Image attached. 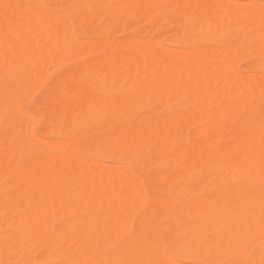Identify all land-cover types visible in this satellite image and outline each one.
<instances>
[{
    "label": "bare ground",
    "instance_id": "obj_1",
    "mask_svg": "<svg viewBox=\"0 0 264 264\" xmlns=\"http://www.w3.org/2000/svg\"><path fill=\"white\" fill-rule=\"evenodd\" d=\"M38 1L39 5L37 4V7L29 5V8H32L31 11L25 10L27 5L25 6V4H23L25 6V8H23L24 6L21 7L22 3L18 5L14 2V5L11 4V6L9 5V7L7 6V8L0 11V64H7L9 67H17V69L19 68L20 70L19 73L22 71L20 77L17 79L16 75L14 78L8 79L2 75L3 72L0 74V91H4L3 93L8 95L6 101L2 97L4 101H0V140L2 141V143L0 142L2 144L0 146V181L1 179H6L7 181L5 183L8 184L7 186H9L10 189H8V192L6 189L4 190L6 192H0V209L4 207L8 209L19 208L21 211V213H19L20 216H17H19L18 220L23 227L20 230L18 238L23 240L26 245L22 247L20 252H18L20 248L16 251L25 254L29 252L31 246H33V248L35 247V249L39 247L42 250H39V256L42 252L45 257L44 261L48 260L52 262L54 259L60 260L58 263L56 261L55 264H175L176 261L174 259L183 256L185 252L183 245L189 244L188 247H190L192 244H197L198 247L196 245L195 250L193 249V253H190L193 254L192 257L194 259L205 260L211 263H224L233 257L235 258L234 264H243V258L238 254H241L243 248L246 247V243L256 239L258 240L261 236L262 238L264 236V134L259 127V121L253 116L255 113H264V79L257 80V78H255L253 83L251 81L249 83V80H244V82H241L242 79L237 80V77L232 76L233 70L230 69L233 67V64L231 65V63H233V58H231V55L229 56L227 52H223L224 50L222 49L193 48V50H189V52H181L180 48L177 47L173 49L175 51L171 50L172 52L165 51V53H163L155 44L150 45L153 42L152 40V42H148L149 45H144L143 43L142 45H132L129 47L114 44L115 42L105 41L101 45L95 47V50L99 53L98 57L94 59L93 62L91 61V63L89 62L86 64L87 62L81 61L85 64L81 65L79 63V65H75L74 69L72 68L73 70H71L69 82H62L57 86L56 93H58L57 95L59 98L56 99L55 103L61 105L62 111L60 112L58 110L59 112L56 113L49 112L50 118L48 119L49 121L52 120L55 126H53L54 128H52L51 133L61 134V127L63 125H65L68 131L64 134L62 142H58L59 144L57 143V145L53 144V146L49 148L45 147L48 148L47 151H49V155L40 156L34 152V148L31 149V143L27 144V140L29 141L33 137L35 140L37 138L31 136L32 134H29L30 132L28 130V132H26V128L23 127V124L21 127V121H19L21 122L20 125L19 122H17L19 119L21 120V116L24 113L21 116L15 115V111L19 112V109L22 112L20 107L17 106L16 108L15 103L19 102L22 104L24 102H20L22 98L19 100L18 97L22 96L24 93L26 94V89H30L27 93L31 92V94H33V87H31V90L30 85L33 86L35 82L34 79L40 77L42 66H40V69L39 63L42 62L40 64L43 65L45 60L43 58L44 56L51 55L54 59L56 57V59L58 58L65 64L66 57L68 59L70 53L75 55L74 53H78L79 49L76 47L78 44L75 46L76 37H73L72 32L67 29L68 27L71 28V25L68 21L63 19L64 16L56 13L54 16V18L57 17L56 20L53 22V19L49 18L51 22L48 21V23V17L45 16L48 14L49 10L47 8L45 9V0ZM110 1L111 0H94L93 5L96 7L94 12L99 9L102 10L110 7V5H112ZM165 1L167 0H119L117 4H115L116 2L113 4V10L120 14L125 13L129 15L144 13V15L149 17L150 15H155L160 7L164 10L165 8L161 5L163 3L165 4ZM217 1L171 0V2L176 5L174 8H177L175 11L178 12L179 16L185 15L190 6L191 8L194 6L196 11L198 9L200 14L197 11L195 13L193 12L192 16L197 13L198 16L194 17L200 19L205 18L207 20H203L207 22L211 21L210 24L212 27L210 25L206 26V28L208 27V29H206L207 31L210 29L211 31L212 29L215 31L217 28L220 30L219 27L223 23H225L226 27L227 24L229 27L232 23V26H230L231 28L227 27L226 29H232L234 27L233 24L240 23L238 26H243L242 29L244 32L243 35L240 36L247 38L249 42L248 50L251 51V53L259 50L264 51V11L262 12V9L257 7L256 4L258 3L253 1H250V4L249 2L238 3V5L240 4L241 6L240 8V6L234 5L235 1L233 0H230L229 3L228 0H225L227 1L226 4H224V0H219L221 2ZM50 2L48 3L51 4ZM79 2L81 1L79 0ZM168 2L170 5V1ZM66 3L68 4V1ZM72 3L75 4V2ZM57 4H59V2ZM166 4L164 6H166ZM246 4L251 6H246ZM68 5L69 7L71 6V4ZM169 5L167 4V7ZM69 7L67 6V8ZM72 7L73 6L70 8ZM45 11H47V13H45ZM76 13L80 14V11ZM198 18L196 19L198 20ZM76 19L78 18H75V20ZM189 19L193 20L194 18ZM72 20V22H75L74 19ZM84 21L86 23L85 19ZM190 21H188V23ZM64 22H66V24H64ZM47 23L49 24L48 26ZM50 23L53 25L52 27ZM178 23L180 24V21ZM237 24L235 26H237ZM192 26L189 25L188 28ZM257 26H259V29ZM44 27H49V29H47L49 31L45 32ZM196 27L198 26L196 25ZM211 31L208 32L210 34L214 32ZM227 31L229 32V30ZM219 32L220 31H218V33ZM238 32L239 31H237V35ZM213 34L215 35L216 33L214 32ZM238 38L240 37L238 36L237 39H235L238 40ZM240 39L239 41L241 42L243 39ZM186 45L189 44L186 43ZM169 49L170 48L167 50ZM177 49L179 52H176ZM115 53L125 56L126 60L120 61ZM237 55L239 56V53H237ZM73 57L74 56H72V58ZM80 57L81 56L77 55V58ZM251 57L253 56L251 55ZM201 62L207 63L201 64ZM8 66L6 68H8ZM10 70H12V68ZM19 73L17 72L16 74ZM89 73H96L99 75L102 82H111L112 84L113 81L114 83L118 81V83H121L120 85L123 86L125 83L128 84L127 81L129 80L131 81L130 85H132V83L135 85L132 86L133 89L130 90L127 95H122L121 92L118 94L117 92V95L112 98H104L105 100H102L100 99L102 97H100L98 99L95 98L96 96H90L91 93L89 94V92L85 90L86 88L83 89L81 87L83 85L80 86L83 77ZM91 76L93 77V75ZM38 79L39 78L36 80ZM123 81L124 84H122ZM111 84L110 88L112 86ZM85 86L86 85H84V87ZM125 86L127 85L125 84ZM184 93L189 95H187L188 98L185 97L187 99H183V103L188 107L186 110L176 109L177 111L171 116L166 117L167 119L164 123L161 122V124L151 121H148L149 123L144 127L140 125V127H138L137 124H134L135 119L132 120V118L138 112V107H140L139 105L142 100L144 102L146 98L148 99L143 105L148 103L150 98H154V101H158L159 99L156 98L161 97L160 100H162V96L167 98L166 95L171 97L175 96V99L178 100L177 98ZM26 95L30 96L29 94ZM66 96H71L74 101L72 103L69 101V103L67 102L68 104L64 103L62 97ZM24 97L26 98V96ZM24 97L23 100H25ZM171 97H168V99H171ZM225 98L227 100H225ZM173 99L172 101H174ZM51 100L54 101L55 99L53 98ZM152 100L153 99L150 101ZM163 100L164 105L165 102L169 104L168 102L170 100L167 101L165 98ZM77 103L82 105L84 112L91 114L96 111V108H101L104 111L112 110L108 116L106 115V117L98 121L102 127L103 125H107L108 128L110 126L111 130L108 133L105 132V135L97 139L92 138L86 140L85 136L88 135L76 128L73 123L75 110H77V108L74 109V105H78ZM171 103L170 101V107ZM213 103H215L214 106L216 105V107H208V105H212ZM51 107L53 106H50V110ZM47 109L45 111H47ZM142 111L144 114V110ZM142 111L140 114H142ZM229 111L233 112L232 118L236 112V115H238L237 118L233 120L225 119L227 115L231 114L229 113L224 116ZM237 112H244V115H242L243 118H238L240 116ZM247 112H249L251 116L245 115ZM96 113L98 114V111H96ZM150 115L152 116V114ZM201 117H204L205 121H208L207 126H205L207 131L206 135L193 141L187 140L188 137L187 139L184 138L185 136L180 132L181 126H183L182 124L191 123L196 119L199 120ZM83 118L85 117H82V120ZM85 119L84 121L87 122ZM14 121L17 123H14ZM152 121L156 122V120ZM221 123L227 124L226 129L237 139L232 141L234 138H228L231 142L225 141L227 143L218 146L216 144V137ZM82 129L83 128H81V130ZM229 132L227 133L229 134ZM26 134L30 136L28 135L29 137H26ZM90 134L92 135V133ZM231 134L229 135L231 136ZM96 135L97 133L95 136ZM39 140H41V138H39ZM29 142H31V140ZM37 142L39 141L37 140ZM41 142L43 141L41 140L40 143ZM33 145L35 146V144ZM91 146L109 155H117L120 159L118 161H121L123 165L118 167L110 163V165L115 167H107V163L101 162L103 163H100L101 165L106 164V166L100 167V164L98 165L99 162L96 163V161L92 159L89 161V158L87 157L88 159H86L85 155L82 154L84 157L80 156L79 154L81 153H79L78 156L71 153L73 149L79 148L87 150ZM40 149L44 150V148ZM63 150L67 152L62 153ZM98 154L100 155L99 152L97 155ZM138 154L147 155L150 158L154 156L157 157L158 155L162 156V158L166 156L173 164L181 166L182 171L179 174H182V176H180L182 179L189 178V175L194 172L199 174L200 177L197 178L198 180L192 182H190V180L188 182L186 179L184 180L187 182L186 189L189 197L194 193L193 191H195V187L198 183L201 180L207 179L213 167H217V169L220 167L222 170H232V172H235L233 174H237V177L240 175L241 180L235 187L227 188L225 186V188H221L219 185L213 184L208 187V195L206 197L201 200L186 199L187 201L185 200V203L181 204L180 202V206H176L168 200H153L146 202L144 201L145 197L139 194L140 188L142 187L140 180H136L137 176L135 178L131 172V174L129 172L128 174L125 167L127 166L126 163L133 155L138 156ZM141 155H139V157ZM139 157L138 159L140 161ZM145 159L147 160L146 157ZM146 160L142 162L150 164L154 158L151 159L150 163ZM91 161H94L99 167L93 165ZM90 162L93 166L90 165ZM144 167H146V165L143 166V168ZM218 171L221 172V169H218ZM147 173H149V171H147ZM228 173L230 172L228 171ZM179 174L176 176L179 177ZM217 175L219 176V174ZM152 176L154 175L151 174V176H148L145 179L148 180L146 182H153L154 178ZM167 176L169 177V175ZM166 178L165 175V179ZM146 182H144V184H146ZM181 183L183 182L181 181ZM183 184L185 185V183ZM151 186H154V184ZM156 186L159 185L157 184ZM173 186H170V192L171 189H176V186ZM136 208H142L144 211L143 214H141L139 226L136 231L130 232L129 229V233L126 234L125 231L129 224H127L128 216L131 217V211ZM78 210H81L80 212L85 210V215H82V217H85L80 219L79 217L77 219L75 218L76 221H71L69 217L70 222H67L68 224L66 223V226L69 225V229H64L67 233H62L64 234L63 236L49 234L50 230L48 231L49 233L47 232L49 221L54 215L63 214L64 212H79ZM8 211L9 210H7V212ZM7 212L5 213L7 214ZM2 213H4V211ZM74 213L75 212H73V215ZM129 213L130 215H128ZM176 213L180 214L179 216L183 219L182 221L186 223L191 213L200 215V220H193L186 226L188 231L182 232L181 241H179V239L178 241H172L169 236L162 234L161 227L163 225L158 222L161 216L174 214L175 217ZM130 219L131 218H129V220ZM170 222L171 221H169V224ZM186 223L180 225L182 230L185 229ZM164 226H166V224ZM174 227L175 226L170 225V228ZM212 228H217L219 232L210 236L205 235L204 232ZM10 237L11 236H9V238ZM62 242L67 243L69 247L67 246L66 248L65 246L64 248H60L59 244L61 243L62 245ZM117 242H119V244L116 245ZM161 244H167L169 246L167 253L160 250ZM7 252L8 251L4 247L0 246V264H2V262L8 264H29L25 260L17 261V258L10 257ZM29 253L31 254V252ZM256 259H253L254 261H251V264H263L264 261Z\"/></svg>",
    "mask_w": 264,
    "mask_h": 264
},
{
    "label": "rangeland",
    "instance_id": "obj_2",
    "mask_svg": "<svg viewBox=\"0 0 264 264\" xmlns=\"http://www.w3.org/2000/svg\"><path fill=\"white\" fill-rule=\"evenodd\" d=\"M67 1H68V4H71V6H73L72 8H70L71 6L69 7V5L66 3ZM80 1L81 2H79V0L78 1L77 0H74V1L73 0H62V1L61 0H56V1L55 0H45V4H44L45 9L47 8L49 10L48 11V14H46V16H45V17H48L47 22L48 21L51 22L50 19H53V22H54L56 20V18H57V17L54 18V16H55L56 13L62 14L64 16L63 19H65L66 21H68L69 24L71 25V28H69L67 26L68 27L67 29H69L70 32H72L73 37H76L75 38L76 39L75 46L78 44V46H76V47H78V49H79L78 50V53L79 54L73 52L75 55H72V53H70V57L71 58L68 57V59H67V57H66L65 64H64V62L62 63V61L59 60L58 58H57L58 59L57 60L56 57L54 59L53 56L51 57V55L44 56L43 58L45 60L43 62V65L40 64L42 62L39 63V68H40V66H42V71H40V73H41L40 74V77H37V78H39L38 80H36L37 78L34 79L35 82L34 81H33L34 83L32 82L33 83V86L30 85V88L33 87V91H32L33 94H31V92L30 93H27L30 89H26L27 90V91L25 90L26 91V94H29L30 96H27L24 93L25 95L23 94L22 96L18 97L19 100L22 98L21 99L22 101H20V102H23V101L24 102L22 104H20L19 102L18 103L17 102L15 103L16 108L18 106L22 110V112H21L20 109L18 108L19 109V112H16L15 111V115L16 116H21L24 113L21 116V120L19 119L17 121V119H16V121L17 122L21 121L22 123L19 122V125L21 123V127H22V124H23V127L26 128L25 129L26 132L29 131L30 132L29 134H32L31 136H35L37 138L36 140L34 139V137L31 138L30 139L31 142H29L30 140L29 141L27 140V144L28 143H31L32 147L29 144L30 147H31V149L34 148V152H36L40 156H47V155H49V151H47L48 148L50 146H53V144L54 145H57L58 142H60V141L62 142L63 139H64V137H63L64 134H66V132L68 131L67 128L65 127V125H63L61 127V130H62L61 131L62 132L61 134L51 133L52 128H54L55 126H54V123H53V121L51 119L50 120L52 122L49 121V119H48V118H50L49 117L50 116L49 114L51 112L52 113H56V112H59V111L61 112L62 111L61 110L62 109L61 105H58L57 103H55L56 102V99L59 98L58 95H57L58 93H56L57 86L59 84H61L62 82H65V83H68L69 82L70 74L72 72L71 70L74 69L75 65H79V63L81 65L85 64L83 62H87L86 64H88L89 62L91 63V61L93 62L94 59H96L98 57V53H99L98 51L95 50V47L98 46V45H101L105 41H107V42L109 41V42H112V43L115 42L114 44H118L120 46H126V47L127 46L129 47V46H132V45L133 46H138V45H142L143 43H144V45H149V43L153 41L152 44H150V45H154L155 44V46L156 47H159V49H161L163 53H165V51H167V52H169L171 50L172 51H175L173 49H176L177 47L180 48L181 52L182 51L183 52H189V50L191 51V50H193V48H195V49L196 48L197 49L198 48L199 49H209V48H211V49L212 48L213 49L214 48L215 49H222V50H224L223 52H227V54L229 56L231 55V58H233V61H232L233 63H231V65L233 64V67L230 68V69L233 70L232 71L233 73L232 72H230V73H232V76L237 77V80H239V79L241 80L242 79L241 82H244V80L245 81L249 80V83H250V81L253 83V81L255 80V78H257V80L258 79H261V80L264 79V51L259 50L257 52L251 53V51L248 50L249 42H248L247 38L246 37H243V36H240V35H243V33H244L243 32V29H242L243 26L242 25H241L242 27H239L238 26L240 23L237 24L235 22L237 24V26H235L236 24H233L234 27L232 29H226L228 27V24L226 23L227 24V27H226L225 23H223L219 27L220 30H218V28L215 31L212 29V31H214L216 33L214 35L213 34L214 32H212L211 29L208 30L209 32L210 31L212 32L211 34L206 30V29H208V27L206 28V26L210 25L212 27V25L210 24L211 21L210 22H207V21H204V20H207L205 18H201L200 19L198 17H194V16H198L197 13H196V15L194 14V16H192L193 15L192 13L193 12L194 13L197 12L198 9L196 11L195 8H194V6H192V8L194 9V11H193V9L190 6L189 9L187 10L188 11L187 12L188 14L185 13V15L184 14L182 15L184 17L183 18L182 16H179L178 15V12L175 11V9L177 10V8H174V7H176V5L173 2H171V0L165 1V4L167 3L168 5H169V2L168 1H170V5L168 7H167V4H166V6H164L165 4L163 3L161 6H163L165 9L163 10V8L160 7L162 11L159 8L156 11V14L155 15L152 13L153 15H150L149 17L147 15H144V13L137 14V15H129V14H125V13L120 14L119 12H116L115 10H113L114 9L113 8V6H114L113 4L115 2H116L115 4H117L119 2V0H111L110 1V4L112 3V5H110V7L104 8L105 10L104 9H102V10L99 9V10H97L98 12L97 11L94 12V9L96 10V7L93 5V1L94 0H90V1L89 0H80ZM91 1H92V3H91ZM213 1H217V0H213ZM224 1H223V3H224ZM229 1L230 0H228V3H229ZM233 1L237 2V3L234 2V5H238V3H248V2L250 4V1H253L255 3L257 2L258 3V4H256L257 7H260L262 9V12L264 11V0H233ZM13 2L15 4L17 3L18 5H20V3H22L21 4V7L24 6L23 4H25V6L27 5L26 8H25V6L23 7L27 11H31L32 10V8H29V5H32V7L33 6L37 7L39 5V1L38 0H0V11L3 10V9H5V8H7V6L9 7V5L11 6V4H13ZM48 2H50L51 4H49ZM56 2L57 3L59 2V4H57ZM72 2H75V4L72 3ZM219 2H221V1H219ZM253 2H252V5L254 6V3ZM226 3H227V1H225L224 4H226ZM171 4H173V5H171ZM230 4H231V2H230ZM63 5H64V7H63ZM67 6L69 8H67ZM238 6H240V4ZM246 6H251V5H247L246 4ZM236 8L238 9L237 6H236ZM240 8H241V6H240ZM190 9H192V10L189 11ZM77 10L80 11V14L79 13L78 14L76 13V12H78ZM189 12H190V14H189ZM45 13H47V11H45ZM72 13H74V14H72ZM84 13H85V15H84ZM159 13H161V14H159ZM198 13L200 14L199 11H198ZM87 14H89V15H87ZM86 16H88V17H86ZM170 17L172 18V22H171V18ZM75 18H78V19H76L77 22H76ZM189 18H194L193 20H195V21H193V20H191ZM196 18H198V20L199 19L200 20L198 21ZM72 19H74L75 22H72L73 21ZM84 19L86 20V23H85ZM174 19H175V21H174ZM88 20H89V22H88ZM178 20L180 21V24L178 23L179 22ZM190 20L193 22V24H192V22ZM188 21H190V22L188 23ZM202 21H203V24H202ZM48 23H47V26L49 25ZM74 23H76V24H74ZM64 24H66V22H64ZM204 24H205V26H204ZM50 25H51V27L53 26L51 23H50ZM189 25L190 26L194 25V26H192L194 28H192V27L188 28ZM196 25L198 27H196ZM230 26H232V23L230 24ZM230 26L228 28H231ZM236 27H237V29H236ZM257 28L259 29V26H257ZM260 28H261V26H260ZM44 29H45V32L49 31V30H47V29H49V27L48 28L44 27ZM191 29H192V31H191ZM193 29L196 30V31H194ZM177 30H178V32H177ZM188 30H190V31H188ZM217 30L220 31V32L218 33ZM227 30H229V32ZM237 31H239L238 32V35H237ZM175 35H176V37H175ZM238 36L241 39H243V40H241L240 38H238V40H236ZM173 37H174V39H173ZM194 37L196 38V40H195ZM233 37H234V39H233ZM176 38H178V39H176ZM245 38H246V40H245ZM239 39L241 40V42L239 41ZM230 40H232V41H230ZM171 42H173V43H171ZM244 42H245L246 45L244 44ZM186 43L189 44L190 46L189 45H186ZM232 43H233V45H232ZM242 44H244V45H242ZM168 48H170V49L167 50ZM183 49H185L186 51L183 50ZM177 50H176V52H179V50L178 51ZM246 50H247V52H246ZM237 53H239V56L237 55ZM256 54H258V55H256ZM77 55H79L81 57L80 58H77ZM115 55H116V57L120 61L126 60V57L123 56V55H121V54L115 53ZM240 55H242V56H240ZM251 55L253 57H251ZM72 56H74L73 57L74 59L72 58ZM238 57H240V58H238ZM43 58H42V61H43ZM234 58H236V59H234ZM70 59H71V62H70ZM78 59H80V60H78ZM81 61H83V62H81ZM207 62H201V64L207 63ZM68 65H70V66H68ZM7 66H8L7 64H0V71H1L0 74L3 72L2 75H4V77L5 78H8V79L14 78L15 75H16V79L20 77L22 71L19 73V71H20L19 68L17 69V67L15 68L14 66H12V67L11 66L10 67L8 66V68H6ZM11 68H12V70H10ZM17 72L19 74H16ZM9 73H10V75H9ZM17 75H18V77H17ZM91 75H93V77ZM115 81H117V80H115ZM119 82H121V81H119ZM127 82H128V84L125 83L127 86H125L124 81L122 82V84H124L123 86L126 88V90H125V88L123 86H121L120 85L121 83H118V81L115 82L116 85L118 84L116 86L115 83H114V81L112 82V84H111V82H107V83L106 82H102L100 80V78H99V75H97L96 73L95 74L94 73H91V74L89 73V74H86L85 77H83V81L81 80L80 86L83 85L81 87L83 89L86 88L85 90H87L89 92V94L91 93L90 96H92V97L96 96L95 98H98V99L100 97H102L100 99L105 100L104 98L108 99V98H112L113 96L117 95V92H118V94L121 92L122 95L129 94L130 90L133 89L132 86L135 85V84L132 83V85H130L131 84V81H129V80ZM113 83H114V85H113ZM110 84L112 85L111 88H110ZM84 85H86V86L84 87ZM97 86H99L100 88L97 87ZM119 86H121V87H119ZM112 87H114V88H112ZM130 87H132V88H130ZM31 90H32V88H31ZM3 92L0 91V94H1L0 95V98L2 97L6 101V99H8V95L6 93H3ZM115 92H116V94H115ZM170 95H172V94H170ZM182 95L177 98L178 100H176L175 99L176 97L173 96V95H172L173 97L166 95L167 98L165 96H162L163 97L162 100H160L161 97L160 98H156V99H159L158 101L157 100L154 101L155 100L154 98H150L149 99V102L148 103H145V105H143V104H144L145 101L147 102L148 99L146 98L144 100V102L142 100L141 104L139 105L140 107H138L139 108L138 109V112L139 113L137 112L136 115L132 118V120L135 119L134 120L135 121L134 124H137L138 127H140V126L141 127L147 126V124L150 121L153 122V123H157V124L160 123L161 124V122L164 123V121L167 119L166 117L171 116L177 110H186L188 107H186L187 105L183 103L184 102L183 99H187L189 95L187 93H184ZM24 96H26V98ZM55 96H57V97H55ZM23 97H24L25 100H23ZM168 97H171V99H168ZM185 97H187V98H185ZM2 98L0 99L1 102L4 101ZM53 98L55 99L54 101L51 100ZM164 98L166 100L168 99L167 101L170 100L173 103V104L171 103V107L169 106L170 105V101L168 102L169 104H167V102H165V105H164V100H163ZM151 99H153V100L150 101ZM172 99L174 101L175 100L176 101L174 102V101H172ZM19 100H17V101H19ZM181 100H182V102H181ZM225 100H227V99L225 98ZM62 101L64 103H67V102L69 103V101L72 103L74 100H73V98L71 96H66V97H62ZM161 101H163V102H161ZM77 104L78 105H74V109L77 108L78 111L75 110L74 122L73 123H74V125H75L76 128L80 129V131H82L84 134L88 135V136H85V139L86 140L87 139H92V138L97 139V138L101 137L102 135H105L104 134L105 132L108 133L111 130L110 126H109L110 129L108 128L107 125L106 126L103 125V127H102L99 124L98 121H100L101 118L106 117V115L108 116V114H110L112 110L111 111L110 110H108V111L106 110L107 111L106 112V111H104L101 108H96V111H98V114L96 113V111L94 112L95 114L94 113L91 114V113L84 112V110L82 108V105H80V103H77ZM214 104L215 103H213L212 105L210 104V105H208V107H211V108L212 107L213 108L216 107V105L214 106ZM50 106H53V107H51V110L52 111L50 110ZM78 106H79V109H78ZM54 107H56V108H54ZM184 107H186V108H184ZM16 108H14V109L17 110ZM46 109H47V111H45ZM140 109L144 110V114H143V111L140 110ZM80 110H82V111H80ZM100 110H102V111H100ZM99 111H100V114H99ZM141 111H142V114H140ZM229 113H231V114H229ZM240 113H242V114H240ZM240 113L237 112V114H239V116H240L238 118H243L242 115H244V112H240ZM28 114H29V116H28ZM150 114H152V116ZM227 114H229L230 116L227 115ZM246 114L248 116H251V115H249L250 114L249 112L245 113V115ZM263 114H264L263 112H259V113L253 114V116H255L257 118V120L259 121V127L261 128V131L264 134V124H263L264 123V120H263L264 119V115ZM24 115H26V116H24ZM75 115L78 116L79 118L76 117ZM80 115L82 117H85L86 119L83 118V120H82V117ZM137 115H138V117H137ZM235 115H236V112L234 113V117L232 118L233 112L229 111L224 116H226L225 119H227V120H233L234 118H237V116H238V115H236V117H235ZM87 116H88V120H87ZM94 116H96V117H94ZM89 117H90V119H89ZM151 117H152V120H156V122L155 121H152L151 120ZM201 118H199L200 121L196 119L197 120V121L195 120L196 122L193 121L191 123L190 122L184 123L185 125L182 124L184 127L181 126L180 132H181V134L183 136H185L184 138L187 139V137H188L187 140H189V141L192 140L193 141V140L202 138V137H204V135H206L207 131H206V127L205 126H207L208 121L207 120L205 121L204 117L202 119ZM84 119L87 120V122L84 121ZM78 120H79V123L81 122L82 124L81 123L79 124L78 123ZM16 121H14V123ZM75 121H77V122H75ZM83 122H85V123H83ZM226 125L227 124H224V123L222 124L221 123V127H219V130L217 132L216 144L218 146H221L224 143H227L229 141V139L234 138V136L226 129ZM81 128H83V129L81 130ZM98 128L101 130V132H100V130ZM48 129H49V131H48ZM95 132L97 133L98 136L97 135L95 136V134H96ZM227 132H229V134H231V136ZM90 133H92V135ZM29 134H26V137H29L30 136ZM89 135H91L93 137H91ZM26 137H25V139H26ZM86 137H88V138H86ZM39 138H41V140L43 142L40 143L41 140H39ZM236 139L237 138H234L232 141H235ZM37 140L39 142H37ZM225 141H227V142H225ZM0 142L2 143L1 140H0ZM54 142H56V143H54ZM229 142H231V141H229ZM1 143H0V146L2 145ZM44 143H46V144H44ZM33 144H35V146ZM47 145H49V146H47ZM39 147L40 148H44V150L43 149H40ZM45 147H48V148H45ZM93 148H95V147H92L91 146L87 150H82V149L77 148V149H73L71 151V153H74L73 155H75V156H78V154L81 153V154H79L80 156L85 155L86 156L85 158L86 159L89 158L88 159L89 161H90V159H92V160L96 161V163L99 162L98 165L101 162L107 163V167L108 166H112V167L118 166V167H121V165H123L121 163V161H118L120 159H119V157L117 155H113L112 156V155H109L107 153L102 152L100 149L95 148L96 149L95 150ZM66 152H67L66 150H63L62 151V153H66ZM87 152H89V153H87ZM98 152L100 153L101 156L99 154L97 155ZM135 155H137V154H135ZM135 155H133V157ZM139 155H141V154H138V156H135L134 159L132 157L126 163L127 166H125V167H126L127 173L128 172L129 173L131 172L135 176V178L137 176L136 180L137 179H138V181L140 180V182H141L140 184H141V186L143 188L141 186L140 187L143 190L140 188V192L141 193L139 192V194L140 195H143V197H145L144 201H146V202H150V201H153V200L154 201H166V200H168V201L172 202L174 205H176V206L179 205L180 206V202H181V204H183L188 199H190V200H193V199L194 200H201V199H203L204 197H206L208 195V189H209L208 187H210L213 184H217L221 188H225V186L228 188V187H235L238 184V182H240V180H241L240 175H238V177H237V174H233L235 172H232V170H229V169L228 170L227 169L224 170L223 169L224 170L223 171L222 168L218 167V169H221V172H220V171H218L217 167H215L216 169L213 167L212 168V171L210 170L207 179L201 180L198 183V185L195 187V191H193L194 193L192 195H190V197H189V195L187 194L186 183L189 180H190V182L195 181V180H198L197 178L200 177L199 174H197L196 172L191 173L189 175L190 176L189 178H185L187 180V182H186V181H184L185 180L184 178L183 179H182V177L180 178V176H182V174L181 175L179 174L182 171L181 166H179L177 164H173V162H171L169 158H168L169 159L168 160L166 156L162 158V156L158 155L159 156V157L157 156L158 158L156 156L150 158L147 155H143L142 154L140 157H139ZM95 156H98V157H95ZM138 157L140 158V161L141 162L139 161ZM145 157L147 158V160L145 159ZM152 158H154V160L151 161ZM143 159L146 160L148 163H150V161H151V163L150 164H147V163L145 164V162L144 163L142 162V161H144ZM161 159H163L164 162ZM94 161L93 162L91 161V162H92L93 165H95L97 167H99V166L100 167H102V166L105 167L106 166V164L101 165L103 163H101L98 166L97 164L94 163ZM138 161H139V164H138ZM91 162H90V165H91ZM129 162H130V164H129ZM110 163L113 164V165H115V166L110 165ZM144 164L146 165V167L143 168V166H145ZM93 165H91V166H93ZM86 166H87V164H86ZM136 166H138V167L135 168ZM213 170H214V173H213ZM147 171H149V173H147ZM217 171L220 172V173H218ZM228 171L230 173H228ZM168 173H170V174H168ZM151 174L154 175V176H152L154 179H153V182L150 181L149 183L151 184V182H152L151 185L154 184V186H151L148 182H146L148 180H145L148 176H151ZM178 174H179V177H177ZM217 174H219V176ZM165 175L167 177L166 179L167 180L169 179L168 181L165 179ZM167 175H169V177ZM220 175L223 176L224 178L221 177ZM231 175H233V176H231ZM138 176H139L140 179L138 178ZM143 177H145V178H143ZM6 181H7L6 179H1V181H0V184H1L0 185V189H2V190H0V192H6V191L8 192L10 190L9 189V186H7L8 184L5 183ZM165 181H166V183H165ZM181 181L183 183H185V185L183 183H181ZM144 182H146V184H144ZM163 182L165 183V185H164ZM156 183L159 186H156L157 185ZM173 183H174V186H173ZM202 183H203V185H202ZM177 184L179 186L180 185L181 186L179 187ZM145 185H147V186H145ZM6 186H7V188H6ZM170 186H173V187L176 186L175 187L176 189H174V190L171 189V192L172 193L170 192ZM183 188H184V191H183ZM5 189H6V191H4ZM178 191H179V193H178ZM181 191H183L184 193L181 192ZM175 194H176V196H175ZM148 199H149V201H148ZM179 199H180V201H179ZM4 208L0 209V246L1 247H4L8 251L7 253H8V255L10 257L15 258V259L17 258V261H24L25 260L29 264H53V263L55 264L56 261H57V263H58V261H60L59 259H54V261H52V262L51 261H48V260L47 261H44L45 260L44 259L45 257L43 256V253L42 252H41V255L39 256L40 251H42L39 247H37L35 249V247L33 248V246H31L30 249L33 250V251H31L29 249V252H31V254L29 252H27L25 254L18 253V252H20V250L22 249V247H25V245H26V243L23 242V240H20V238H18V235L20 233V230L23 227V225H21V223L18 220V218L20 216L19 213H21V211H20L19 208H17V209H15V208H9V209L8 208H5L4 209ZM6 209L9 210V211L7 212ZM3 211H4V213H2ZM18 211H20V212H18ZM76 211H73V212H75L74 215H73V212L72 213L64 212L63 214H56V215H54L55 217L53 216L50 219V221H49L48 226H50V227L47 226V232L50 230L49 231L50 233L48 232L49 234H53L55 236H57V235L58 236H61V235L63 236L65 233H67V231L64 230V229H67V230L69 229V225L66 226V223L67 222L68 223L70 222L69 217H70L71 221H73V220L76 221V219L78 217H79V219L85 217V216L82 217L83 214L85 215V210H82V212H80L81 210H78L79 212H76ZM5 212H7V214ZM143 212L144 211H143L142 208H136V209H134V210L131 211V213H132L131 215H130V213L128 214L131 217L128 216L127 224L128 223L129 224H128V227L127 228H126L127 225L125 226V228L127 229L125 231L126 234L129 233V229H130V232L136 231V229L139 226L140 218L142 216L141 214H143ZM68 214L71 215V216H69ZM17 215H19V216H17ZM179 215L180 214L176 213L175 214V217H174V214H167V215L161 216L159 218V220H158V222L163 225L161 227L162 234L169 236L172 241H178V239H179V241H181V239H180L181 238V234H183L182 232L188 231L187 228H186V226H188L189 222H192L193 220L194 221H198V219L200 220V215L199 214H197V213L196 214L195 213L194 214L191 213L189 215V217H188V222L186 223V222H183L182 221L183 219ZM65 216H66L67 219L65 218ZM72 217H73V219H72ZM129 218H131V219L129 220ZM169 221H171L170 224H169ZM18 223H20V224H18ZM184 223H186L185 229L182 230L180 228L181 227L180 225H183ZM165 224H166V226H164ZM170 225L175 226V227L174 228H170ZM59 228L62 229V230H64V231L60 230ZM217 230H218L217 228H214V229L212 228L211 230H208V231H206L204 233H205V235H209L210 236V235H214V234L218 233L219 230L218 231ZM180 231H181V233H180ZM211 232H214V233H211ZM15 233H17V234H15ZM62 233H64V234H62ZM12 235H14V236H12ZM9 236H11V237L9 238ZM7 239H9V240H7ZM7 241H9V242H7ZM263 242H264V236H263V238L261 236L258 240L256 239L254 241H248L247 242L248 244L246 243V245H245L246 247L243 248L241 254H238V255H240L243 258V262H244L243 264H249V263L251 264L254 261L253 259H256V258H258L256 260L264 261V259H263L264 258V243ZM7 243H8V245H7ZM252 243H253V245H252ZM117 244H119V242H117L116 245ZM196 245L197 244H194V245L192 244L190 247H188L189 244L188 245H183L184 248H185V252L183 254L184 257L181 256V257H177L176 259H174L176 261L175 264H179V263L180 264H234L235 258H233V257L230 258V259H228L227 262L225 261L224 263H221V262L220 263H211V262H208V261H205V260H197V259H194L192 257L193 254H190V253H193V249L195 250V248H196L195 246ZM65 246H66V248L68 246L67 243H65V242H62V245H61V243L59 244V247L60 248H64ZM185 246H187V247H185ZM160 247L159 248H160L161 251H164L166 253L168 252V247L169 246L167 244H161ZM166 247H167V249H166ZM197 247H198V245H197ZM18 248H20V249L18 250ZM186 248H189V249H186ZM16 250H18V252ZM190 250H192V251H190ZM258 251H259V253H258ZM33 252H35V253H33ZM16 253H18V254H16ZM250 258L251 259L253 258V259L251 260ZM203 261H205V262H203ZM2 264H8V263H6V262L3 263L2 262ZM263 264H264V262H263Z\"/></svg>",
    "mask_w": 264,
    "mask_h": 264
}]
</instances>
